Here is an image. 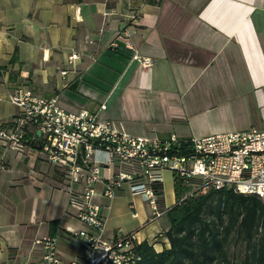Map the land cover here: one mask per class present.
<instances>
[{
    "label": "crops",
    "instance_id": "obj_1",
    "mask_svg": "<svg viewBox=\"0 0 264 264\" xmlns=\"http://www.w3.org/2000/svg\"><path fill=\"white\" fill-rule=\"evenodd\" d=\"M126 39L151 58L150 67L132 59ZM73 52L80 58L68 66ZM18 87L56 97L66 112L98 113L136 137L189 140L264 129V0H0L2 130L10 131L18 114L8 100ZM39 142L33 127L21 153L0 141V264H42L34 241L46 236L57 239L61 263L70 264L83 250L71 231L93 232L68 206L63 173L47 163ZM119 170L133 168L104 166L93 186L104 235L135 232L156 252L169 248L166 212L151 220L128 184L103 196ZM161 176L167 211L175 204L174 176Z\"/></svg>",
    "mask_w": 264,
    "mask_h": 264
},
{
    "label": "built area",
    "instance_id": "obj_2",
    "mask_svg": "<svg viewBox=\"0 0 264 264\" xmlns=\"http://www.w3.org/2000/svg\"><path fill=\"white\" fill-rule=\"evenodd\" d=\"M122 36L125 38L127 33L123 32ZM112 46L119 47L117 43ZM123 48L131 51L132 59L143 67L152 65L151 58L139 55L128 39ZM79 58L80 55L73 52L66 64L73 66ZM60 74L66 76L68 70ZM8 100L18 109V114L10 131L0 129V141L21 153L26 147L27 129L37 130L40 152L47 163L62 171L67 182L68 206L93 231H71L74 237L83 239V250L70 264H137L140 261L135 251L137 234L119 230L114 238H107L104 214L93 200V186L102 180V167L115 162L133 170H119L108 178L103 196L112 198L116 190L128 184L131 193L139 195L148 206L153 221L166 212L159 206L152 186L162 183L163 170L188 184L189 194L232 188L264 201V129L215 133L189 140L174 135L166 140L151 139L118 131L110 121L100 120L98 113L87 109L66 112L56 97L38 96L25 87L16 88ZM104 109V105L100 106V110ZM192 179L199 184H190ZM34 245L41 250L42 264H62L55 237L36 239Z\"/></svg>",
    "mask_w": 264,
    "mask_h": 264
},
{
    "label": "trees",
    "instance_id": "obj_3",
    "mask_svg": "<svg viewBox=\"0 0 264 264\" xmlns=\"http://www.w3.org/2000/svg\"><path fill=\"white\" fill-rule=\"evenodd\" d=\"M152 186L161 207L162 185ZM190 190L174 176L175 204L166 211L169 226L163 233L169 248L156 252L146 241L137 242V264H264V201L232 188ZM56 225L51 222V229ZM233 246L237 254L231 253Z\"/></svg>",
    "mask_w": 264,
    "mask_h": 264
},
{
    "label": "water",
    "instance_id": "obj_4",
    "mask_svg": "<svg viewBox=\"0 0 264 264\" xmlns=\"http://www.w3.org/2000/svg\"><path fill=\"white\" fill-rule=\"evenodd\" d=\"M79 82H80V79H76L75 81H73L72 84L70 85V89L75 90Z\"/></svg>",
    "mask_w": 264,
    "mask_h": 264
},
{
    "label": "rangeland",
    "instance_id": "obj_5",
    "mask_svg": "<svg viewBox=\"0 0 264 264\" xmlns=\"http://www.w3.org/2000/svg\"><path fill=\"white\" fill-rule=\"evenodd\" d=\"M231 253H233V254H237V253H238V251H237V249H236V246H233V247L231 248Z\"/></svg>",
    "mask_w": 264,
    "mask_h": 264
}]
</instances>
